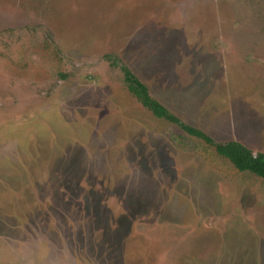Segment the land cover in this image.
Returning <instances> with one entry per match:
<instances>
[{"label": "rangeland", "instance_id": "374dc122", "mask_svg": "<svg viewBox=\"0 0 264 264\" xmlns=\"http://www.w3.org/2000/svg\"><path fill=\"white\" fill-rule=\"evenodd\" d=\"M122 65L264 152V0H0V264H264V179Z\"/></svg>", "mask_w": 264, "mask_h": 264}, {"label": "trees", "instance_id": "16d2710c", "mask_svg": "<svg viewBox=\"0 0 264 264\" xmlns=\"http://www.w3.org/2000/svg\"><path fill=\"white\" fill-rule=\"evenodd\" d=\"M121 70L128 91L155 117L167 120L179 126L188 134L203 139L214 147L218 154L227 158L238 170L249 171L264 179V152L254 153L249 147L236 140L215 141L206 132L185 123L179 116L164 106L150 93L148 86L127 65H122Z\"/></svg>", "mask_w": 264, "mask_h": 264}]
</instances>
